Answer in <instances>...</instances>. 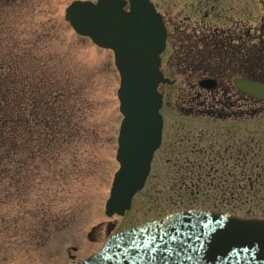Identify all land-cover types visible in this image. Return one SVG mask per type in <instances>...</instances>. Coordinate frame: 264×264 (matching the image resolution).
I'll list each match as a JSON object with an SVG mask.
<instances>
[{
    "label": "rangeland",
    "instance_id": "374dc122",
    "mask_svg": "<svg viewBox=\"0 0 264 264\" xmlns=\"http://www.w3.org/2000/svg\"><path fill=\"white\" fill-rule=\"evenodd\" d=\"M75 1L95 2L0 0V63L7 66L15 61L23 79L28 80L24 85L30 77L39 83L41 79L53 81L67 107L60 139L26 168L31 178L25 190L19 188L17 193L4 182V191L10 195L0 204V264L82 263L111 236L177 211L210 210L218 205L219 210H237L247 218L254 217L250 212L261 213L260 208L221 201L209 186L198 195L189 188L190 182L197 184V171L186 176L182 188L184 172L174 167L200 159V154L190 153L186 133L192 134V141L207 133L198 151L211 150L209 145L217 132L237 133L234 144L255 136L263 145L264 109L250 108L241 117L242 123H210L214 120L209 113L184 104L194 81L183 76L185 69L176 67L175 59L179 46H192L190 37L201 31H227L234 44H238L239 35L245 36L251 70L259 73L261 67L256 63L261 57L255 52L260 50L259 30L264 28V0H150L166 20L170 34L162 72L176 84L160 87L166 101L161 111L165 144L155 155L145 188L124 217L112 218L106 216L105 205L119 170L117 139L123 120L117 97L120 77L113 53L76 35L65 21V10ZM185 37H189L187 43H179ZM193 95H201L200 102H207L205 93L196 91ZM241 111L231 114L241 116ZM180 135L185 139L184 149L178 144ZM205 182L216 185L207 176Z\"/></svg>",
    "mask_w": 264,
    "mask_h": 264
},
{
    "label": "water",
    "instance_id": "95a60500",
    "mask_svg": "<svg viewBox=\"0 0 264 264\" xmlns=\"http://www.w3.org/2000/svg\"><path fill=\"white\" fill-rule=\"evenodd\" d=\"M96 1L73 2L65 11V21L78 36L112 51L120 76L117 96L123 121L116 156L120 169L105 207L112 218L124 216L144 189L162 144L163 97L158 89L173 83L160 70L167 30L154 4ZM234 83L264 102V84ZM81 264H264V218L202 209L175 212L112 236Z\"/></svg>",
    "mask_w": 264,
    "mask_h": 264
},
{
    "label": "trees",
    "instance_id": "16d2710c",
    "mask_svg": "<svg viewBox=\"0 0 264 264\" xmlns=\"http://www.w3.org/2000/svg\"><path fill=\"white\" fill-rule=\"evenodd\" d=\"M16 66L15 61L7 66L0 63V204L10 195L4 191V182L17 193L19 188L25 190L31 178L26 168L35 164L42 150L51 151L60 139L67 111L65 97L53 81L41 79L39 83L30 77L29 84L24 85V80H28L23 79ZM234 136L238 134L226 139V146L213 147L202 154L200 165L178 170L185 175H182V188L187 183L186 176L200 172L196 176L199 185L189 180V188L197 190L198 195L209 186L221 201L260 208L261 213H250L264 218V144L255 136L234 144ZM204 173L209 175L202 176ZM206 176L216 185H207ZM219 209L218 205L214 207V210ZM222 210L225 209L219 211ZM227 213L242 216L237 210Z\"/></svg>",
    "mask_w": 264,
    "mask_h": 264
},
{
    "label": "flooded vegetation",
    "instance_id": "af4514ba",
    "mask_svg": "<svg viewBox=\"0 0 264 264\" xmlns=\"http://www.w3.org/2000/svg\"><path fill=\"white\" fill-rule=\"evenodd\" d=\"M165 24L167 27L166 20ZM259 33L260 35L258 40L260 44V50L256 51L255 54H259V56L261 57L256 65L261 67L260 69L262 70V72L259 69V73L257 74L253 73L251 70L250 48H246L247 44L244 35H239L236 41L238 44H234V41L232 39L234 37L227 31L205 30L204 32L201 31V33H199L198 35H195L194 38L190 37V44L192 46H186V49L183 46H179L180 48H178V53H176L178 57L175 59L177 60L176 67H184L185 74L183 76H188L187 80L194 81V85L190 90L189 97L184 100V104H186L189 109L199 110L200 108H202L204 112L209 113V115L207 116H210V120L215 121L210 122L213 124H217L219 121L225 123L227 120L232 121L233 123H242L241 117H244L245 112H249L250 108L253 109L258 107L264 109V102H259L255 98H252L249 94L241 92L234 83L235 80H243L264 84V28L259 30ZM181 36L182 35H180V37ZM187 38L189 37H185L184 40L180 41L179 43L187 41ZM169 41L170 34L168 33L167 45ZM195 49H197L198 52H196ZM213 57H215L216 59H214ZM236 57H244L245 59L243 61H238ZM171 81L173 82V85H171L170 87L176 84L175 81ZM208 85L209 87H207ZM196 91L198 94L205 93L207 95V102H200L199 99L202 98L201 95H193V92ZM219 92H221L220 97H218ZM163 101L165 104L166 101L164 95ZM240 109H242L241 112L243 113V115L240 116L231 114L232 112L236 113V110ZM228 114H230V116ZM204 134L207 133H201V136L193 141L191 133L185 134V137L189 140L188 142H186V145L189 148L190 153L200 154V159L192 162H197L195 165H191L192 163H185V165L181 163L179 165H176L174 168H176L177 170H185L187 168H191L192 166L200 165L202 154L208 151H203V149L198 151V147L201 146L200 144H202L203 138H206ZM232 136L233 133L227 132V134H223V132H217L212 136L214 143L209 146L211 149L213 147L218 148L221 145L226 146V139H229ZM184 142L185 139L183 138V136L179 137L178 144L182 145L181 149H184ZM164 144L165 137L163 134L162 146L160 150L163 148ZM195 150H197V152H195ZM175 152L176 150H174V153ZM179 153V155H181L182 151H180Z\"/></svg>",
    "mask_w": 264,
    "mask_h": 264
}]
</instances>
